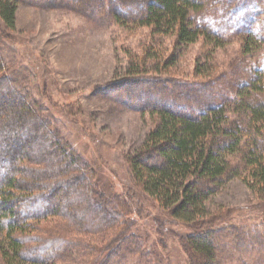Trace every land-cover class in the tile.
Instances as JSON below:
<instances>
[{
  "label": "rangeland",
  "instance_id": "rangeland-1",
  "mask_svg": "<svg viewBox=\"0 0 264 264\" xmlns=\"http://www.w3.org/2000/svg\"><path fill=\"white\" fill-rule=\"evenodd\" d=\"M202 1L206 9L194 21L204 34L180 48L174 35H153L151 28L136 25L145 12L141 1L18 0L15 29L0 24L3 75L17 84L8 83L91 168L106 198L133 202L129 231L106 240L110 247L102 257L82 260L68 244L60 252L64 257L50 264H109L107 253L122 251L127 264L152 258L157 264H192V251L182 242L188 229L169 223L159 203L136 186L129 157L143 148L155 126L152 111L198 116L224 106L264 67V48L242 53L248 32L264 39V0ZM145 58L141 73H128ZM263 203L241 179L216 193L210 210L222 217L215 227L202 224L192 234L214 246L212 264H264ZM138 239L146 247L137 253ZM208 263L197 256L194 262Z\"/></svg>",
  "mask_w": 264,
  "mask_h": 264
},
{
  "label": "trees",
  "instance_id": "trees-1",
  "mask_svg": "<svg viewBox=\"0 0 264 264\" xmlns=\"http://www.w3.org/2000/svg\"><path fill=\"white\" fill-rule=\"evenodd\" d=\"M128 1L146 3L137 26L151 28L153 35H174L179 48L204 34L194 21L201 19L206 9L202 0ZM17 8L18 0H0V24L14 30ZM263 40L248 32L243 39V55L263 50ZM221 41L215 39L218 45ZM146 65V58L141 59L132 63L128 73H141ZM4 70L0 56L2 262L50 264L64 257L60 252L68 244L75 246L82 260L102 257L110 247L106 240L129 231L133 202L129 197L106 198L99 191L91 168L68 151L59 133L12 88L8 82L17 83L7 80ZM263 95L264 67L256 71L235 100L224 106L209 108L198 116L181 115L168 108L152 111L157 116L155 126L143 148L129 157L136 186L159 203L169 215V223L188 229L181 237L184 247L192 251V264L196 256L206 257L208 264L214 261V246L207 238L192 234L202 224L215 227L222 217L210 210L219 190L241 179L264 199ZM152 153L157 157L153 159ZM145 245L138 239L134 251L140 252ZM122 253H107L103 259L109 264H116V260L117 264H127ZM146 264L157 263L152 258Z\"/></svg>",
  "mask_w": 264,
  "mask_h": 264
}]
</instances>
